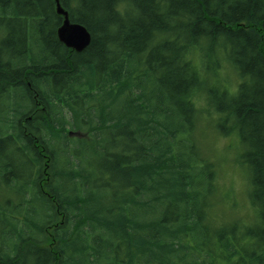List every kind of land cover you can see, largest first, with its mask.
I'll use <instances>...</instances> for the list:
<instances>
[{
    "label": "trees",
    "instance_id": "obj_1",
    "mask_svg": "<svg viewBox=\"0 0 264 264\" xmlns=\"http://www.w3.org/2000/svg\"><path fill=\"white\" fill-rule=\"evenodd\" d=\"M57 1L91 34L81 52L57 38ZM57 1L0 0V14L14 4L0 17L4 30L14 19V70L0 69V264H264V0ZM108 34L121 67L106 84L77 62ZM207 121L233 143L217 158L202 145ZM228 160L245 166L250 220L230 214Z\"/></svg>",
    "mask_w": 264,
    "mask_h": 264
},
{
    "label": "bare ground",
    "instance_id": "obj_2",
    "mask_svg": "<svg viewBox=\"0 0 264 264\" xmlns=\"http://www.w3.org/2000/svg\"><path fill=\"white\" fill-rule=\"evenodd\" d=\"M41 2H44V0H41ZM7 5V6H6ZM61 6V5H60ZM62 7V6H61ZM63 8V7H62ZM64 9V8H63ZM2 12L0 14V17L1 18H4V15L2 14L3 12H8V13H14V4L11 3V2H7L5 3V7L1 9ZM65 10V9H64ZM57 12V11H56ZM57 14H59L57 12ZM60 15V14H59ZM68 15V19L71 23H76V24H80L82 25L83 27H85V25L81 22H78V21H72L69 17V14L67 13ZM51 17V16H50ZM62 19H61V22H60V25L58 26V28L62 25L63 23V20H64V16L61 15ZM51 20H53V22H55L54 18L51 17ZM10 29H6L4 30L3 28L0 29V69L2 68L4 71L6 70H9V69H12L14 70V64H12L14 62V56H13V51H12V47L14 46V19H13V16L10 15ZM91 22V21H90ZM92 24H94V22H91ZM12 24V25H11ZM27 25L26 26H23V30L25 32V34H30V32L33 30V25L30 23V22H27L26 23ZM32 26H31V25ZM13 26V27H12ZM57 28V29H58ZM86 28V27H85ZM87 29V28H86ZM110 30H113V29H110ZM88 31V29H87ZM89 32V31H88ZM56 35H57V38L58 40L65 46L67 47L68 49H71V47H68L64 42H62L59 37H58V34H57V31H56ZM91 35V34H90ZM107 37H102V36H98L97 39H98V44H99V49L98 48H93L92 50H90V52L88 51L86 53L85 56H83V58H80V60H78L77 64L78 66L83 69L84 72L88 71V68H86V66H89L90 68H92L95 72L97 71H100L103 73V79L105 80V83L108 84V80H106L107 78L109 77H113V75H115V73H117V71L119 70V68L121 66H115V65H111L110 63V57H112V54H114L116 52V49L118 48V44L117 42H115L113 39H110L108 35H106ZM28 39L26 38V41ZM90 43V41H89ZM88 43V45H89ZM88 45H86L82 50L80 51H77V52H81L83 51ZM25 46V45H24ZM49 47L51 48L50 50V53L52 54H55V53H61L62 52V49L57 47V45L55 44H50ZM255 48L257 49V47L255 46ZM74 51H76L75 49H72ZM54 52V53H53ZM145 52H143L141 54V58H142V55L144 56ZM13 56V57H12ZM12 58V59H11ZM11 59V60H10ZM26 60L24 61L26 65V69H27V74H31V75H34V72L33 70L31 69L32 65H33V62L30 60V57L29 55L26 56L25 58ZM104 59V60H103ZM8 61H11L8 62ZM40 61V59H39ZM105 61V62H104ZM57 64V65H61V61H59L56 57V55L54 56L52 62L50 63L51 64ZM106 63V64H105ZM40 64V63H39ZM48 66V67H51V66ZM18 67H16L17 69ZM25 69V70H26ZM108 71V72H107ZM39 73H43V70L42 71H39ZM38 75V73H37ZM45 76V74H43ZM88 75V73H87ZM250 79L252 80L253 78L251 76H249ZM119 83V80L118 81H115V83ZM38 92H35L34 94V98H35V101H39L38 100ZM47 96H49L47 94ZM49 98V97H48ZM47 99V98H46ZM40 109L42 111H45V108L44 106H41ZM226 114L230 115L231 114V110L230 111H227L225 112ZM131 114V113H130ZM245 149V150H244ZM244 149H241L240 152H243L245 151L244 153V157L247 156L248 154V150H249V147L248 146H245ZM239 152V153H240ZM238 153V156L240 155ZM11 163H6V165H9ZM257 164L255 163H252L251 164V168L253 169V172H251V180L252 178L254 177L255 179L257 178V173H256V167ZM258 173H260L258 176V182H262L264 179V173H261V171L258 169L257 171ZM240 178H242L243 180V176L242 174H240ZM253 182V180H252ZM247 185L250 184V180H248V182H246ZM246 183L244 184V186L246 185ZM248 187V186H247ZM245 190V189H244ZM242 192V197H243V204L241 203L237 208H236V204H238L236 201H234V207L233 209L236 208V213L238 214V212H241L242 209H245L247 211V208L244 206V204H246V202L248 201V197H247V191L245 190ZM249 203V202H248ZM250 205V204H249Z\"/></svg>",
    "mask_w": 264,
    "mask_h": 264
},
{
    "label": "rangeland",
    "instance_id": "obj_3",
    "mask_svg": "<svg viewBox=\"0 0 264 264\" xmlns=\"http://www.w3.org/2000/svg\"><path fill=\"white\" fill-rule=\"evenodd\" d=\"M20 93V91H19ZM13 98L10 96L7 99L8 103H11ZM3 108L0 107V115H3ZM213 115L209 116L208 118L213 119ZM212 124L207 121V128L201 129L200 136L202 138V145L204 150L209 155H214L217 158V155L222 151L225 146L231 147L233 149V143L231 142V139H229V136H221L220 133L217 132L213 127H211ZM204 131V132H203ZM229 150V149H228ZM238 159V150H234L232 161L233 163H236ZM242 165V164H241ZM238 168L240 169L237 172L236 165L232 166V162L230 160L224 162L222 165L220 164V170L218 172L219 181L221 184V189L225 190L228 185L233 186V195L231 196V199L233 201H236L238 204H236V208L242 203L243 204V197L242 192L243 190L247 189V183L248 182V176L246 174L245 166L243 165V168L238 164ZM242 171V178H240V172ZM246 185L244 186V184ZM244 190V191H245ZM247 208V211L245 209H242L241 212L236 213V208L230 211V214L233 216L232 218H245L250 220V207L248 201L246 202V205H244Z\"/></svg>",
    "mask_w": 264,
    "mask_h": 264
},
{
    "label": "water",
    "instance_id": "obj_4",
    "mask_svg": "<svg viewBox=\"0 0 264 264\" xmlns=\"http://www.w3.org/2000/svg\"><path fill=\"white\" fill-rule=\"evenodd\" d=\"M56 11L64 16L62 25L57 29L59 39L71 49L82 50L91 39L90 32L80 24L71 23L68 19V12L60 6L58 1L56 2Z\"/></svg>",
    "mask_w": 264,
    "mask_h": 264
}]
</instances>
